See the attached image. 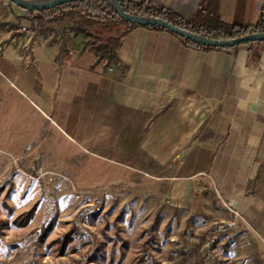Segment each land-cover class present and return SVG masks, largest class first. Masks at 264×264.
I'll return each mask as SVG.
<instances>
[{"label": "crops", "instance_id": "0c3cea01", "mask_svg": "<svg viewBox=\"0 0 264 264\" xmlns=\"http://www.w3.org/2000/svg\"><path fill=\"white\" fill-rule=\"evenodd\" d=\"M202 1L154 0L183 17ZM238 1L221 0L227 22ZM241 4L239 24L264 18V0ZM29 16L0 0V154L62 139L120 157L153 172L155 196L190 213L229 205L264 253V43L194 50L134 28L119 62H98L81 34L20 32Z\"/></svg>", "mask_w": 264, "mask_h": 264}, {"label": "rangeland", "instance_id": "374dc122", "mask_svg": "<svg viewBox=\"0 0 264 264\" xmlns=\"http://www.w3.org/2000/svg\"><path fill=\"white\" fill-rule=\"evenodd\" d=\"M241 3L232 22H245ZM72 24L32 13L24 22L37 34ZM60 142L0 154V264H264L257 237L229 211L190 213L155 196L153 172Z\"/></svg>", "mask_w": 264, "mask_h": 264}, {"label": "trees", "instance_id": "16d2710c", "mask_svg": "<svg viewBox=\"0 0 264 264\" xmlns=\"http://www.w3.org/2000/svg\"><path fill=\"white\" fill-rule=\"evenodd\" d=\"M119 3L126 14L162 19L175 27L208 39L230 40L253 33H264L263 16L257 23L249 25L225 21L220 11L221 0H203L197 10L186 17L179 15L169 7L157 5L154 0H119ZM28 13H32L35 19L47 23H53L64 17L72 19L73 24L68 30L82 35L83 47L92 52L98 62L101 60L119 62L118 50L121 47V41L134 28L166 32L175 37L183 46L194 50L233 49L197 45L159 27H142L127 23L119 17L109 3L102 0H84L63 4L50 10ZM258 43L261 42L243 45Z\"/></svg>", "mask_w": 264, "mask_h": 264}, {"label": "water", "instance_id": "95a60500", "mask_svg": "<svg viewBox=\"0 0 264 264\" xmlns=\"http://www.w3.org/2000/svg\"><path fill=\"white\" fill-rule=\"evenodd\" d=\"M7 1L11 2L16 7L24 11L35 12V11L50 10L63 4L75 3L84 0H7ZM102 1L109 3L116 11V13L119 15V17H121L127 23L142 27H150V26L159 27L197 45L215 47V48H235L239 45L248 44L252 42L264 43V33H253L241 38L230 39V40L208 39L199 35L192 34L178 27H175L172 24L162 19L126 14L122 10L119 0H102Z\"/></svg>", "mask_w": 264, "mask_h": 264}, {"label": "built area", "instance_id": "2783aa9c", "mask_svg": "<svg viewBox=\"0 0 264 264\" xmlns=\"http://www.w3.org/2000/svg\"><path fill=\"white\" fill-rule=\"evenodd\" d=\"M20 32L22 33H27L28 32V28L23 24L21 27H20ZM225 208L232 214H234L235 216L238 215V213L233 209L231 208L229 205H225Z\"/></svg>", "mask_w": 264, "mask_h": 264}]
</instances>
